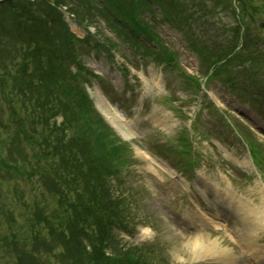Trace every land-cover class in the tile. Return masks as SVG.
<instances>
[{"label":"rangeland","instance_id":"rangeland-1","mask_svg":"<svg viewBox=\"0 0 264 264\" xmlns=\"http://www.w3.org/2000/svg\"><path fill=\"white\" fill-rule=\"evenodd\" d=\"M197 2L201 4L203 10L196 11L193 9L191 12L193 17L190 21L194 28H200L197 35L201 36L202 39L211 41L221 33H225L224 31L220 32L224 26L236 23L235 13L230 6L228 9L226 8L228 3L225 0H198ZM221 2L224 5L220 4L217 9L216 7L212 8L215 3ZM191 4L192 1L187 0L186 8ZM73 6L78 8L76 4ZM64 12L67 13L68 11ZM76 15L72 17L67 14V16H71L68 22L72 31L79 37H86L89 31L92 34L90 35L91 38L99 34L110 37V41L106 42L108 51L103 50L101 58H97L87 46L80 48L83 51V64L95 73L103 74V76L108 75V73L114 75L116 86H113L117 90L111 86L112 84L106 78L96 79L92 76H88L87 81H82L81 85L87 84L86 86L91 91L96 105L100 99L98 93L101 94V99L111 105H114V102L123 105V110L126 113H131L127 117L130 122L127 129L136 136L134 140H126L131 145L128 152L131 163L128 164L129 166L126 165L124 167L126 169H123L113 179L112 191L125 199L126 215L129 219L127 226L122 227L123 230L118 232V238L126 247L148 244V249L152 248L156 255L154 261L157 264H194L200 260L194 259L192 252L183 245L182 241L187 237L196 238V235L199 234L196 231L187 230L185 226L188 219L184 216V213L189 209L192 212L195 210L194 204L187 200L186 193L187 188L192 187V183L187 182V180L194 178L196 174L190 172V167L187 170H180L177 163L181 162L183 166H186L185 163L193 157L200 164L195 171L196 173H201L204 170L207 180L219 183L222 182L220 175L226 174L232 182H230L232 192H235L236 195L253 198L255 203H258L264 197V185L259 176L252 172L254 166L251 163L250 155L253 164L260 170V175L264 179V163L260 158L261 152L264 153V133L253 122L230 106L229 103L231 102L228 100L230 94L219 81L216 80L221 87L213 84L212 89H209V94L195 91L188 83L182 82L178 71L163 69L162 66L154 62L136 58L135 51H132L131 48L128 49L127 43L116 37L101 17L90 25L86 21L84 22L83 19L86 18L84 14L77 13ZM260 18L264 19L262 16L255 21L247 17L246 25L253 32L254 37L264 40V31L260 28ZM180 19L179 17L178 20ZM178 26H180L179 21L173 23L172 26V22L167 20L161 23L156 30L164 42L179 53L180 68L182 66L185 72L190 74H202L200 61L188 49L182 33L174 28ZM111 39L120 42L121 45L118 49L112 48ZM260 50L264 56V48ZM123 66H127L130 70V72L127 70L129 73L127 76L124 75ZM245 70L234 68V73ZM204 76L202 75V80L206 78ZM234 81L246 93L236 90L232 94L245 101L256 99L261 108L260 111H263L264 68H259L256 77L249 73L247 75L240 73L237 75V79L234 78ZM126 90H129L127 95ZM132 90H134V95ZM218 106L231 117L234 125L237 126L236 134L246 144L227 125L221 117L220 110L215 109ZM255 114L264 122V118L260 117L259 113L255 112ZM58 121H62L61 116L58 117ZM5 131L11 135L14 133L15 127L13 125H9L6 129L3 126L0 127L2 147L4 143L6 145L9 138L5 136ZM120 137L125 141L121 135ZM186 138L187 141H185ZM180 139L184 141V144H187L185 142L190 144L189 153H180L181 147L184 146ZM15 148L19 150V146L16 145ZM5 150H2L3 155H5ZM21 150L20 148L19 151ZM26 150L29 153L28 147ZM14 157L19 160V152ZM237 163H240V166ZM182 171L183 175H186L183 176L185 183L174 178L175 174H181ZM8 176L6 169L0 168V206L5 209L8 204L18 214L22 211L18 198L22 195L24 198L30 197L29 202L33 201L34 189L40 180L38 176L28 179V175H26L27 179L25 180L17 176L15 178ZM201 188H204L203 184H201ZM223 193L225 192L223 191ZM197 196L195 204L203 215L206 214L210 217L209 214L214 213L215 210L212 206L208 207L205 196L201 195L199 191H197ZM182 198L185 199L184 204L180 201ZM48 201H50L49 198ZM5 218L2 217L0 210V264L17 263L19 256L16 255V251L19 250V247H25L23 249L27 251L32 250V247L30 244L25 246L22 241L14 243L12 236L9 240H4L6 236L10 235V232L5 228ZM193 218L197 221L200 220L197 215ZM228 222L234 229L235 225L232 219ZM147 229L150 232V237L145 240L142 233ZM258 233V239H255L253 244L254 248L259 242L264 243V232ZM203 234L209 236L211 240L220 241L222 246L233 251L235 260H238L226 264L246 262L241 257L244 256L241 255V251L250 252L249 255H253V248L250 251L241 248L230 239L228 235L231 234L222 229L215 230L208 226ZM9 242L13 243L9 245ZM13 244H16L15 249L12 248ZM43 253L50 256L45 251ZM202 254L204 257L201 260L210 264H225L213 259L212 253Z\"/></svg>","mask_w":264,"mask_h":264},{"label":"trees","instance_id":"trees-1","mask_svg":"<svg viewBox=\"0 0 264 264\" xmlns=\"http://www.w3.org/2000/svg\"><path fill=\"white\" fill-rule=\"evenodd\" d=\"M128 1L131 4H125ZM132 2L121 0L119 13L138 21L137 5ZM195 49L202 56V51ZM203 52L209 54V49ZM214 56L215 63L224 58L220 53ZM75 60L73 36L48 1L8 0L0 5V125L15 127L13 139L22 149L11 146L9 138L2 147L0 140V166L9 175L16 173L24 179L42 175L44 187L54 198L50 213L37 207L27 218L29 228L39 229L32 234L35 246L49 244L50 251L60 250L55 257L62 264H147L137 249L120 251L122 248L116 247L113 255L105 250L109 214L119 213L118 203L105 189V176L116 168V147L111 146V133L98 135V127L103 126L95 127L90 121L89 97L70 77H75L69 72L70 62ZM54 113L64 116L61 128L56 124L50 127ZM66 126L73 129L69 136L64 132ZM75 137L88 159L87 170L80 169L82 162L73 158ZM5 149L8 157L19 152L21 162L13 165L6 160ZM60 150L65 157L57 153ZM42 161L43 166L37 164ZM27 238H23L25 245ZM33 255L23 251L26 260L34 261ZM19 260L24 259L20 256Z\"/></svg>","mask_w":264,"mask_h":264},{"label":"bare ground","instance_id":"bare-ground-1","mask_svg":"<svg viewBox=\"0 0 264 264\" xmlns=\"http://www.w3.org/2000/svg\"><path fill=\"white\" fill-rule=\"evenodd\" d=\"M98 104L102 108V111L104 112L107 119L126 138H130L133 135V134L131 135V133L126 129V127L128 126V122L124 120V116H122V114L117 109L113 108L112 111H106L103 106L107 103L103 99H101V101L98 102ZM247 108L248 107H246V109ZM214 195H215V203L217 205V210L219 213H224L222 210L223 209L225 210V208H229V209L232 208V205L230 204L228 206L220 204L217 193L214 192ZM244 203L245 206H248V213L245 215L239 214V212L244 209ZM236 208L238 212H235V214L238 215V219H239V222L236 226L237 231L241 233L243 232V234L245 233L246 234L245 237H251L252 235H255L256 237L258 231L261 230L257 224H259L262 218H264V200H261V202L258 204L255 203L254 200L250 198L245 199L244 201H237ZM250 216L254 217L253 218L254 222L248 220ZM261 224H262V229L264 230V221L261 222L259 225ZM142 236L144 238L150 237V232L148 231V229L143 231ZM241 237L243 242V236ZM182 243L192 252L194 259L200 260L196 264H207L205 263L204 260H201L204 257L202 253H206V255L212 253L211 255L213 256V259L222 262H229L233 258V253L230 248L222 246L221 242L218 240H211L209 236H206L203 233L202 234L199 233L198 235H196V238L193 237L184 238ZM251 245H252L251 241L245 243L247 249H250Z\"/></svg>","mask_w":264,"mask_h":264}]
</instances>
